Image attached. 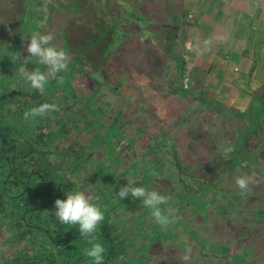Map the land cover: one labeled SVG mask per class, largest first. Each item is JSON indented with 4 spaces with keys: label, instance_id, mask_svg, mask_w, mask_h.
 I'll return each instance as SVG.
<instances>
[{
    "label": "rangeland",
    "instance_id": "374dc122",
    "mask_svg": "<svg viewBox=\"0 0 264 264\" xmlns=\"http://www.w3.org/2000/svg\"><path fill=\"white\" fill-rule=\"evenodd\" d=\"M3 1L6 4L1 7V22L17 26L24 11L23 0ZM171 3L172 0L36 1L30 16L39 19L38 29H30L21 43L28 69L41 65L36 62L38 58H29L30 32L53 33L57 48L63 49L66 43L73 47L68 53L74 59L79 46L93 42L90 24L94 19L118 23L121 30L120 41L108 48V55L101 52L94 59L98 64L100 59L102 67L88 61L87 71L77 64L79 68L72 69V74L76 73L70 82L76 96L60 108L59 115L79 125H74L53 147L61 151L75 146L80 151L86 146L94 152L85 167L72 176L78 185L75 192L84 191L94 198L97 178L105 187L112 184L111 180L121 178L135 183L142 180V187L170 197L169 203L161 206L174 210L167 227L157 224L151 209L142 206L140 200L138 207L124 204L112 211V222L124 220L122 229L126 237L134 240L135 247L130 252L139 250L131 256L133 264H182L178 258L189 247L190 264H264V124L241 115L258 113L263 95H240L251 98L250 104L240 109L233 101L245 86L236 88L239 80L234 74L223 71L225 78L219 80L194 79L191 62L195 55L187 51L174 31L179 21L177 16L168 15ZM76 4L88 11L86 19L75 14ZM134 7L140 15L131 17ZM190 39L193 41L192 36ZM181 65L185 66L183 76ZM176 80L185 92L176 91ZM223 81L225 85L221 86ZM10 99L15 102L16 96L12 94ZM59 115L53 114L50 119L55 130L60 127L56 119ZM92 116L98 121L91 129L88 123ZM229 146L234 151L225 159L223 149ZM72 158H67L62 167L72 168L67 163ZM238 176H254L255 182L246 194H241L235 183ZM91 178L93 183L88 182ZM207 182L210 184L205 187ZM193 191L197 194L192 199ZM112 199L120 203L117 194ZM99 204L107 206L102 199ZM145 224L150 226L142 234ZM13 243L6 223H1L0 264L27 244Z\"/></svg>",
    "mask_w": 264,
    "mask_h": 264
},
{
    "label": "trees",
    "instance_id": "16d2710c",
    "mask_svg": "<svg viewBox=\"0 0 264 264\" xmlns=\"http://www.w3.org/2000/svg\"><path fill=\"white\" fill-rule=\"evenodd\" d=\"M36 1L23 0L24 11L17 26H6L0 17V224L6 223L15 246L19 241L27 243L24 248H20L10 258L5 259L4 264H92L84 252L91 245L80 235L79 225H64L57 221L55 201L67 199V193L75 192L78 185L72 181V176L85 167V163L94 156V152H89L86 146L80 151L76 150L75 146L61 151L60 147H53L57 140L61 142L64 140L75 128L74 125H79L77 122L73 124L71 118L60 116L59 111L27 121L24 119V113L43 103H54L59 109L64 107V104L68 105L70 98L76 96L70 82L71 75L76 73L73 71L72 74V69L77 64L87 71L85 64H88V61L95 67H102V61L99 59L98 64L94 59L98 58L101 52L108 55V48H113L114 44L120 41L121 30L118 23L94 19L90 24L93 42L77 46L76 57L71 59L68 69L58 74L63 77V83H59L58 79H52L41 93L32 89L21 75L22 69L35 71L41 67L40 71H47L46 66L42 64L28 69V63L22 57L23 39L29 35L30 29L33 31L38 29L39 19L34 20L30 16ZM0 4L1 15L3 13L1 7H4L2 4L6 3L2 0ZM74 9L75 14H81L80 18H87L88 11L84 10L82 4H76ZM139 15L137 7L129 14L131 17ZM32 35L30 32V36ZM66 41L69 42L68 38ZM66 44L68 45L63 47L66 52L73 49L69 43ZM184 68L185 66L181 65L182 76ZM88 72L97 75L94 71ZM177 83L176 80L174 84L176 91L185 92ZM12 94L16 96L15 102L10 99ZM96 94L97 92L92 97ZM53 114L59 115L56 119L60 127L56 130L50 121ZM254 117L264 122V95L261 97V109ZM97 119L96 116L89 119V128L96 127ZM115 132L117 130L110 133V138H113ZM151 151L153 150L150 149V153ZM70 157L73 158L67 163L71 164L72 168H63L64 162ZM105 178L107 179L106 176ZM93 179L87 181L93 183L91 182ZM97 181L95 190L98 189V192L94 195V202L101 207L105 215L104 221L98 226L97 242L102 243L106 249L104 264H133L131 256L133 254L135 256L139 250L130 252L135 244L133 239L126 237V230L122 229L124 220L114 224L110 215L114 209L124 204L138 207L140 202L130 195L124 200L120 199L119 204L113 201L112 198L123 187L122 185L126 186L128 183L124 179L111 180L112 184L108 187H105L102 179L97 178ZM141 182L142 180H139L135 185L143 186ZM209 184L210 182H207L204 186L208 187ZM183 188L188 191L187 187ZM114 189H117L116 192ZM196 194L194 191L190 193L192 199ZM96 197L99 199H95ZM100 199L107 204L105 208L99 204ZM149 226L150 224H145L141 233L143 234L144 229Z\"/></svg>",
    "mask_w": 264,
    "mask_h": 264
},
{
    "label": "crops",
    "instance_id": "0c3cea01",
    "mask_svg": "<svg viewBox=\"0 0 264 264\" xmlns=\"http://www.w3.org/2000/svg\"><path fill=\"white\" fill-rule=\"evenodd\" d=\"M171 5L172 12L168 15L177 16L179 21L174 31L187 51L195 55L191 62L194 79L219 80L225 78L223 71L234 74L239 80L236 88L245 86L233 101L240 109L251 102L247 96L240 97L245 92L264 95V0H172ZM206 40L212 41L208 47L204 44ZM221 86L218 85L219 89ZM250 112L242 116L264 124Z\"/></svg>",
    "mask_w": 264,
    "mask_h": 264
},
{
    "label": "clouds",
    "instance_id": "9594fccd",
    "mask_svg": "<svg viewBox=\"0 0 264 264\" xmlns=\"http://www.w3.org/2000/svg\"><path fill=\"white\" fill-rule=\"evenodd\" d=\"M27 39V38H26ZM55 35L51 32L47 34L32 35L30 43L27 45V52L30 57L38 58V62L46 66L47 71H21L23 78L30 84L34 90L43 93L46 85L50 80L58 79L59 83H63V77L58 76L59 73L68 69V64L71 61V56L62 48H57L53 41ZM211 40L204 41L206 47L210 46ZM60 109L54 103H43L37 107H33L24 113V119L27 121L30 118L46 117L50 113L58 112ZM234 151L231 146L224 148V157L228 158L229 154ZM254 176H238L235 179L237 187L241 194H246L249 191V185L254 183ZM121 200H124L129 195L142 202V206L151 209V215L155 222L162 227H167L172 220L170 216L173 214V209L162 208V205H167L170 201L169 196L161 195L155 190H148L145 187H138L133 180H128L126 186L120 188L117 193ZM95 199H99L96 197ZM55 216L59 223L64 225H79L80 235L87 241L90 248L84 250L85 255L89 257L92 264H104L106 249L104 245L97 242L98 226L104 221L105 215L101 207L95 202L91 194L84 191H76L67 193V199H57L55 201ZM192 249L189 247L184 250L183 255L178 259L182 264H190Z\"/></svg>",
    "mask_w": 264,
    "mask_h": 264
},
{
    "label": "flooded vegetation",
    "instance_id": "af4514ba",
    "mask_svg": "<svg viewBox=\"0 0 264 264\" xmlns=\"http://www.w3.org/2000/svg\"><path fill=\"white\" fill-rule=\"evenodd\" d=\"M243 117V116H242Z\"/></svg>",
    "mask_w": 264,
    "mask_h": 264
}]
</instances>
